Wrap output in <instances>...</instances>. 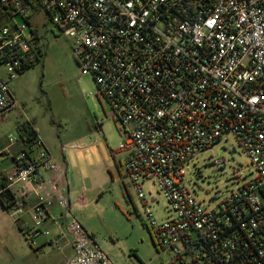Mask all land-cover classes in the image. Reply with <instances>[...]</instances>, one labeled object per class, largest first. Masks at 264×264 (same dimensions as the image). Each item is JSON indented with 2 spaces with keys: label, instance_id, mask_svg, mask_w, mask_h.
I'll return each mask as SVG.
<instances>
[{
  "label": "built area",
  "instance_id": "2783aa9c",
  "mask_svg": "<svg viewBox=\"0 0 264 264\" xmlns=\"http://www.w3.org/2000/svg\"><path fill=\"white\" fill-rule=\"evenodd\" d=\"M0 4L13 14L0 27V117L15 107L10 82L38 59L33 15L42 13L45 27L72 40L82 74L120 125L122 168L138 196L146 202L143 184L153 180L167 198L169 219L157 222L146 210L156 246L182 264H264V0ZM227 136L255 176L207 208L186 186L184 166ZM20 142L11 138L6 151ZM6 174L8 188L22 187L8 212L16 221L30 215L32 244L52 235L44 227L51 220L49 244L72 250L65 264H116L72 213L67 168L39 135Z\"/></svg>",
  "mask_w": 264,
  "mask_h": 264
},
{
  "label": "rangeland",
  "instance_id": "374dc122",
  "mask_svg": "<svg viewBox=\"0 0 264 264\" xmlns=\"http://www.w3.org/2000/svg\"><path fill=\"white\" fill-rule=\"evenodd\" d=\"M42 13L33 15L42 51L35 63L10 82L15 107L0 117V173L13 169L22 127L31 123L68 171L72 213L116 264H182L172 251L156 246L146 210L157 222L173 214L165 194L153 182L143 184L146 202L120 166L124 152L120 125L97 95L89 75L82 74L73 42L55 27H45ZM17 22L22 20L17 17ZM235 149V152H233ZM221 163H216V161ZM185 184L205 207H217L232 190L254 178L248 155L230 136L184 166ZM9 171V172H10ZM16 221L0 203V264H65L66 253L40 236L32 244L18 224L34 227L29 214Z\"/></svg>",
  "mask_w": 264,
  "mask_h": 264
},
{
  "label": "trees",
  "instance_id": "16d2710c",
  "mask_svg": "<svg viewBox=\"0 0 264 264\" xmlns=\"http://www.w3.org/2000/svg\"><path fill=\"white\" fill-rule=\"evenodd\" d=\"M12 13L9 11L8 8L0 4V27L7 24L10 21V18L12 17ZM37 49L41 54L42 48L41 45L37 43ZM38 55V56H39ZM38 133L37 130L34 128V126L31 123L25 124L20 133V149L28 146L34 140L37 138ZM19 149V151H20ZM7 174L5 172L1 173L0 178V203L8 210L11 206L17 203V196L16 194L8 188L7 184ZM19 222V221H18ZM20 231L25 235L26 227L18 224Z\"/></svg>",
  "mask_w": 264,
  "mask_h": 264
},
{
  "label": "crops",
  "instance_id": "0c3cea01",
  "mask_svg": "<svg viewBox=\"0 0 264 264\" xmlns=\"http://www.w3.org/2000/svg\"><path fill=\"white\" fill-rule=\"evenodd\" d=\"M35 128V127H34ZM36 130H37V133H38V135H39V137H41L43 140H44V142L46 143V145H47V142L45 141V139L43 138V136H41V133L38 131V129L37 128H35ZM47 147L49 148V146L47 145ZM49 150L51 151V149L49 148ZM119 153H123V152H119ZM124 154V156L126 155L125 153H123ZM126 158V157H125ZM123 161L124 160H122V161H120V166L122 167V163H123ZM10 170H6V171H2V172H5V173H8ZM67 174H68V171H67ZM21 186H17V187H15V189L13 190V192L16 194V196H17V198L19 199L20 197V193H18V191L19 190H21ZM70 197H71V193H70ZM71 200V199H70ZM28 204L29 205H32L33 203H35V201H36V199L34 198V197H31V198H29L28 200ZM71 205H72V201H71ZM61 212V210L58 208V207H54V208H52L51 210H50V213L51 214H54V215H58L59 213ZM20 221H23V219H21ZM23 223H24V221H23ZM51 224H53L52 223V221L51 220H48L46 223H44V227H49ZM24 227H26L25 225H24ZM28 227V226H27ZM65 251H67V253L66 254H71L72 253V250L70 249V248H65L64 249Z\"/></svg>",
  "mask_w": 264,
  "mask_h": 264
},
{
  "label": "water",
  "instance_id": "95a60500",
  "mask_svg": "<svg viewBox=\"0 0 264 264\" xmlns=\"http://www.w3.org/2000/svg\"><path fill=\"white\" fill-rule=\"evenodd\" d=\"M234 152V151H233Z\"/></svg>",
  "mask_w": 264,
  "mask_h": 264
}]
</instances>
